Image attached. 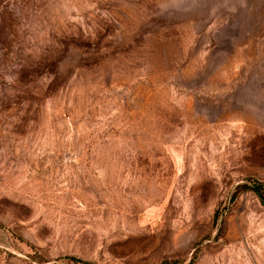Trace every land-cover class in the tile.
I'll return each mask as SVG.
<instances>
[{
  "label": "rangeland",
  "instance_id": "rangeland-1",
  "mask_svg": "<svg viewBox=\"0 0 264 264\" xmlns=\"http://www.w3.org/2000/svg\"><path fill=\"white\" fill-rule=\"evenodd\" d=\"M256 184L264 0H0V264H264Z\"/></svg>",
  "mask_w": 264,
  "mask_h": 264
},
{
  "label": "trees",
  "instance_id": "trees-1",
  "mask_svg": "<svg viewBox=\"0 0 264 264\" xmlns=\"http://www.w3.org/2000/svg\"><path fill=\"white\" fill-rule=\"evenodd\" d=\"M110 18H107V21H109ZM110 32H106L103 28H100L94 32H83V33H73L72 35V39H80V40H91L92 37H103V36H109ZM74 41H78V40H74ZM240 187H245L244 185L240 186ZM245 188H248L249 191H251L256 198L259 200L261 206L264 209V189L262 187L261 184H256V185H251V186H247Z\"/></svg>",
  "mask_w": 264,
  "mask_h": 264
}]
</instances>
